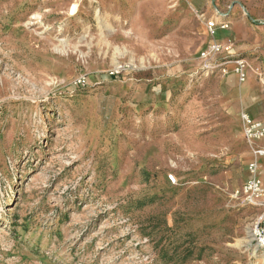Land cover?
Here are the masks:
<instances>
[{
	"label": "rangeland",
	"instance_id": "rangeland-1",
	"mask_svg": "<svg viewBox=\"0 0 264 264\" xmlns=\"http://www.w3.org/2000/svg\"><path fill=\"white\" fill-rule=\"evenodd\" d=\"M263 75L264 0H0V264H264L233 102Z\"/></svg>",
	"mask_w": 264,
	"mask_h": 264
},
{
	"label": "built area",
	"instance_id": "built-area-1",
	"mask_svg": "<svg viewBox=\"0 0 264 264\" xmlns=\"http://www.w3.org/2000/svg\"><path fill=\"white\" fill-rule=\"evenodd\" d=\"M78 11L77 6H72L70 9V14L74 15ZM226 30L229 27L228 23H220L213 20L206 22V28L210 36L216 34V30L219 28ZM224 49V45L220 42H212L203 52L202 60L206 63L205 67H202L203 72L210 73L213 72L217 67L210 62ZM233 67L235 74L237 75L240 83H245L249 72L251 70V65L246 59H237L234 62ZM226 66L221 68L223 74H228V68ZM261 81L264 84V75ZM241 119L243 124V133L245 140L251 145V149L254 154L253 160L249 164L250 179L234 194L235 197L241 199L245 204L251 207H256L263 209V214L261 218L252 228V239L256 243L257 247L264 252V185L261 178V169L259 164L260 157H264V148L258 146V142L264 139V125L254 120L248 113H241ZM169 180L172 183H177L174 175H169Z\"/></svg>",
	"mask_w": 264,
	"mask_h": 264
},
{
	"label": "crops",
	"instance_id": "crops-1",
	"mask_svg": "<svg viewBox=\"0 0 264 264\" xmlns=\"http://www.w3.org/2000/svg\"><path fill=\"white\" fill-rule=\"evenodd\" d=\"M253 32L249 33L250 38L253 40H257V37H256L257 32L256 31H253ZM247 35L248 34H245V36ZM231 75L236 76L233 73V71H231L230 73H228L227 77ZM249 80H251L250 81L251 83H250V87L248 88V93L246 95L245 102H244V98L241 96V91H240V88L243 85L236 90V93L233 99L234 103L237 102L236 105H238V112L241 111L238 114L239 117H236V120H238V125H236L235 127L237 130L236 131L237 135L243 132V130H241V127L243 128L241 113L243 112L248 113L254 120L259 121L264 125V89H262V87H260V85L256 83L254 76H251ZM243 137H244V133H243ZM257 144L259 147L264 148V139L262 141H259ZM259 164H261L260 160H259Z\"/></svg>",
	"mask_w": 264,
	"mask_h": 264
}]
</instances>
